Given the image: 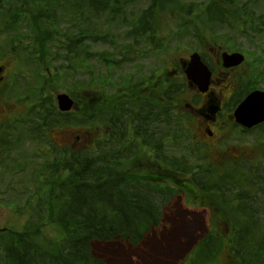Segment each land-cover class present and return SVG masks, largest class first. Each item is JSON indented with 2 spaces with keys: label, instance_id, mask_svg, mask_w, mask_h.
Returning a JSON list of instances; mask_svg holds the SVG:
<instances>
[{
  "label": "trees",
  "instance_id": "obj_1",
  "mask_svg": "<svg viewBox=\"0 0 264 264\" xmlns=\"http://www.w3.org/2000/svg\"><path fill=\"white\" fill-rule=\"evenodd\" d=\"M164 1L183 11L195 24L203 22L200 25L210 31L224 25L247 33L259 25L252 0ZM161 7L156 0L144 6L130 0H0V47L8 50L4 56L17 57L23 50L36 66L52 65L53 56H64L72 64L77 48L87 49L88 41L95 43L98 38L94 21L98 18L110 27L127 26L126 37L133 44L148 38L154 43L152 51H163V45L157 43L163 40L158 32ZM62 23L66 25L64 31L59 28ZM230 38L234 39L220 38L219 46L234 51L236 42ZM109 41L117 57L126 59L140 52L132 50L127 56V45ZM53 45H62L64 55L52 52L49 47ZM121 62L123 59H113L105 64L120 67ZM69 64L66 67L75 69ZM61 66H54L56 72H61ZM40 70H32L30 80L36 81L35 74ZM40 83L44 86L23 116L40 146V151L34 152L40 162L35 176L37 187L27 212L30 221L36 217L33 225L56 222L60 236L54 247H44L31 238L28 230L4 231L0 233V264H108L95 252V243L118 241L142 246L149 234L163 224L167 208L183 193L186 183L169 184L153 177L129 175L122 163L136 156L140 145L151 148L156 159L174 172L189 174L201 190L218 195L220 206L229 213L228 264H264V154L257 163H239L236 174L223 172L216 177L212 168L193 169L183 159L166 154L169 142L179 144L187 136L182 124L185 115L177 99L181 85H167L162 94L145 85L142 92L117 101L111 111L108 107L98 108L88 115V122L99 114L105 134L95 140L94 148H72L55 141L49 133L54 128L70 126L77 117L60 112L56 97L54 100L46 95L50 81ZM247 93L246 89L238 92L234 101L239 102ZM71 96L75 97L73 93ZM258 127L264 132V122ZM29 229L38 230L35 226ZM176 229L183 231L181 227ZM219 232L216 227L209 229L179 264H197L215 255L220 246ZM175 234L168 241V251L173 255L181 249L171 242Z\"/></svg>",
  "mask_w": 264,
  "mask_h": 264
},
{
  "label": "rangeland",
  "instance_id": "obj_2",
  "mask_svg": "<svg viewBox=\"0 0 264 264\" xmlns=\"http://www.w3.org/2000/svg\"><path fill=\"white\" fill-rule=\"evenodd\" d=\"M130 1L132 4L144 6L151 0ZM183 1L200 3L206 0ZM252 1L254 2L251 6L259 17V25L254 26L255 30L246 33L239 29L236 31L228 29L224 25L215 26L210 31L200 25L203 22L197 21L195 24L174 5H169L164 0H156L157 5L162 6L159 14L161 26L158 32L163 40L157 43L163 45V51H152L154 43L148 38H142L133 44L132 40L126 37L127 26L110 27L104 22L100 23L98 18L94 20L95 25L97 24L95 36L98 38L95 39V43L88 41L85 46L87 49L77 48L73 65L69 64V60L66 61L64 56H53L50 59L52 65L36 66L34 61L28 60L23 50H20V55L17 57L4 56L3 53L8 50L3 51L0 47V65L7 69L6 81L0 87V120L2 119L0 121V233L7 230L21 232L28 230L31 238L44 247H54L60 236V228L56 222L46 221L40 226L33 225L36 217L34 216L30 221L27 212L37 187L35 176L40 162L34 152L36 149L40 151V146L35 139V133L29 130L26 117L23 116L28 111L35 94L44 86L40 80L51 82L47 83L45 92L54 100L58 93L75 95L71 97L73 100L71 110L66 112L72 117H77L76 120L67 126L69 130L54 128L50 131L49 137L72 148L86 146L94 148L95 140L105 134V127L99 114L95 115V120L91 122H88V115L102 107H108L111 111L117 101L142 92L141 87L147 83H127L131 79L139 81L153 73V70L160 69L162 63L167 67L170 62H175L180 57H189L194 51H199L210 70H214L218 87L227 95L234 86L235 92L228 101L225 99L223 115L218 118L216 124L210 125L213 134L207 136V125L203 123L205 131L197 125V119L202 117L186 105V102L193 100L194 91L189 87L183 88L182 96L179 95L177 99L181 105L180 110L185 115L182 124L184 129L186 128L184 132L187 136L181 139L179 144L174 145L169 142L165 149L166 154L183 159L193 169L198 166L212 168L214 177L223 172H229L231 175L238 173L241 165L239 163L259 162L264 154L263 130L258 125L245 128L234 122L233 116V110L240 102L234 101L238 92L243 89L248 93L256 89L264 90V0ZM64 19L68 20V17ZM23 24L26 26L27 22ZM59 28L64 31L66 25L62 23ZM230 36L234 38L230 39L236 42L234 51L243 53L245 59L237 66L224 69V72L223 67L217 62V55L221 58V53L226 47L219 46L218 41L220 38ZM109 40L116 45H127L128 48H125L128 51L127 56L132 50L140 52L126 59L117 57V52L115 53V48L110 45ZM49 48L52 52H59L62 55L65 53L62 45L59 48H55L54 45ZM113 59H123L124 62H121L120 67L105 64ZM66 64L74 66L75 69L66 67ZM57 65H62L61 72H56L54 66ZM39 68L42 70L35 74L37 80H30L31 71ZM24 75L26 77H22ZM222 78L224 81L221 80ZM92 79H95V83H90ZM156 85L159 87L161 84ZM148 88L153 87L148 85ZM107 98L110 99L107 101ZM210 105L208 103L207 108ZM206 113L211 114L208 110ZM122 166L133 178L153 177L156 180H165L169 184L183 182L186 184L183 193L167 208L163 224L149 234L142 246L134 247L118 241L94 244L95 252L102 255L108 264H179L196 242L209 229L215 227L220 231L218 233L220 246L215 255L197 264L229 263L231 245L229 213L220 206L217 194L213 195L201 190L195 182L193 183L189 174L174 172L167 164L156 159L151 148L143 145H140L137 155L123 161ZM34 226L38 230L29 229ZM177 227H181L183 231L177 230ZM174 232H176L175 238L171 242L181 248L176 255L168 251V241Z\"/></svg>",
  "mask_w": 264,
  "mask_h": 264
},
{
  "label": "flooded vegetation",
  "instance_id": "obj_3",
  "mask_svg": "<svg viewBox=\"0 0 264 264\" xmlns=\"http://www.w3.org/2000/svg\"><path fill=\"white\" fill-rule=\"evenodd\" d=\"M176 60L177 61L175 62H170L167 67H165L164 63H162V66L160 69L153 70V73H150L149 76L146 75L144 78L140 79L139 81L131 79L132 81L130 80L127 83H147L146 84L147 89H149L148 85L152 86L153 88H150V89H153L156 93H159V94H162L163 92L162 87H165L167 85H175V86L181 85V88H180L181 94L180 93L178 94L181 96H182L183 88L185 87L191 88L194 91L193 100L191 102H186V105L190 107V109L193 112L197 113L199 116L202 117L201 119H197V125L199 126L200 129H204L205 131V125H203V123H205L208 127L206 128L207 136L209 135L211 136L213 134V130L210 129V125L216 124L218 118L221 117V115H223V107H224L225 102L228 101L232 97L231 94L235 92L234 86H232L231 91L226 95L223 89L218 87L219 83H216L215 81L214 70H211L212 71L211 81L208 85L207 90L203 91L199 88L198 84L194 82L193 80H190L186 74L185 70L187 69L189 65V57L187 56L180 57ZM217 62L223 67V71L224 69H227V68H224L221 58L218 55H217ZM1 76H2V80L0 81V87L6 81L7 69L5 67H4V71L1 73ZM221 80H223V78ZM90 83H95V79H92ZM156 84H161V85L157 87ZM41 102L43 103L44 99H42ZM208 103L210 104L214 103V105L218 107V111L216 112V114L213 115V114L206 113V111L208 110L207 108ZM42 105H43V109L45 110L46 109L45 105L44 104ZM234 122H235V119H234ZM59 129L69 130L67 129V127H62ZM54 140L59 142V140H56V139Z\"/></svg>",
  "mask_w": 264,
  "mask_h": 264
},
{
  "label": "water",
  "instance_id": "obj_4",
  "mask_svg": "<svg viewBox=\"0 0 264 264\" xmlns=\"http://www.w3.org/2000/svg\"><path fill=\"white\" fill-rule=\"evenodd\" d=\"M245 59L243 53L239 51L221 53L222 64L225 68L237 66ZM4 67L0 65V81L1 73ZM188 78L196 82L203 91L207 90L211 81L212 71L204 62L199 51H194L189 57V65L185 70ZM57 102L61 111H68L73 105V100L67 93H58ZM211 114H216L218 107L213 103L208 107ZM237 123L245 128H252L264 122V90L256 89L246 95V97L238 104L233 113Z\"/></svg>",
  "mask_w": 264,
  "mask_h": 264
}]
</instances>
